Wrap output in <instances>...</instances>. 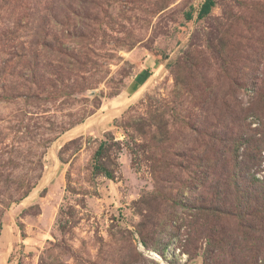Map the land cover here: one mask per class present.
<instances>
[{
    "label": "rangeland",
    "instance_id": "obj_1",
    "mask_svg": "<svg viewBox=\"0 0 264 264\" xmlns=\"http://www.w3.org/2000/svg\"><path fill=\"white\" fill-rule=\"evenodd\" d=\"M0 264H264V0H0Z\"/></svg>",
    "mask_w": 264,
    "mask_h": 264
},
{
    "label": "trees",
    "instance_id": "obj_2",
    "mask_svg": "<svg viewBox=\"0 0 264 264\" xmlns=\"http://www.w3.org/2000/svg\"><path fill=\"white\" fill-rule=\"evenodd\" d=\"M99 152L97 151V154H98Z\"/></svg>",
    "mask_w": 264,
    "mask_h": 264
}]
</instances>
